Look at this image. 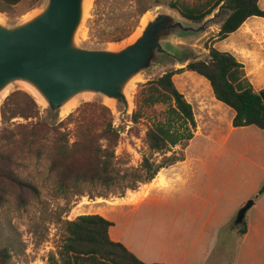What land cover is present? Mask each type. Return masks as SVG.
Masks as SVG:
<instances>
[{"label":"rangeland","instance_id":"obj_1","mask_svg":"<svg viewBox=\"0 0 264 264\" xmlns=\"http://www.w3.org/2000/svg\"><path fill=\"white\" fill-rule=\"evenodd\" d=\"M171 1L177 0H99L97 4L96 0H92L91 8H88L86 20L83 23L85 26L82 25L80 30L84 35L80 33L79 45L90 50L122 48L133 40L144 17L150 18L157 12L166 11L181 18L176 11L168 7V3ZM178 1L194 4L198 0ZM44 2L45 0H41L34 6L31 5V0H24L12 7L0 4V15L4 20V25L12 27L23 22L28 16L38 12ZM142 8H147V11L139 17L138 12ZM259 8L264 10V0L259 3ZM211 16L203 21L210 19ZM131 24L136 25L134 31L122 41L118 43L98 42L99 31L109 32L116 27L125 28ZM220 24L221 17L218 16L208 23L205 32L174 40L170 45L171 52L179 59L186 58V61L180 64L174 59L164 58L148 71L141 73L133 87L131 98L128 100L130 102L129 109L125 113L116 102L109 106L100 95L85 94L75 99L74 108L72 107L66 115L55 114L50 117L44 105L37 101L36 96L25 85L12 83L7 86L0 98V130L10 131L13 135L11 141L14 144L5 140H0V143L5 146L7 153L9 150L17 151L16 161L19 163V166L16 167L17 174L20 178L31 182L37 189V193L34 194L28 191L18 192L8 184L4 185L6 192L2 194L4 198L0 199V249L4 248L8 251L9 264H47L48 256L56 254L63 243L62 222L73 220L84 214L104 215L105 219L112 222L111 228L124 229L125 237L131 242H134L133 229L185 227L181 214L177 218L173 216L174 210L168 214L167 205L163 201L154 205L148 203L136 209H134L135 206H130V208L119 206L118 200L133 192L126 189L131 183L129 178L119 180L117 184L109 187L88 182L75 184L71 180H67L64 182L67 188L62 189L57 177L49 171V162L46 158L29 159L25 151H18L22 141L29 139V131L25 128L38 122L58 126L56 133L53 131L37 133L36 141L45 148L52 150L57 134L63 132L68 141V151H76L81 155V145L86 127L92 128L89 130L91 136L96 139L99 146L104 147L106 141L101 139V135L106 120L110 117L119 136L114 149L118 160L116 169L119 174L139 167L143 157L150 158L156 164L164 163L167 157L175 155H181L184 158L180 150H175L174 153L171 150L165 155L152 154L148 150L145 133L152 121L161 117L164 107L161 105L151 108L143 107L142 118L134 123L131 115L136 109V95L140 91V86L147 81L154 80L167 71L184 68L189 62L205 60L210 48L232 55L242 64L244 75L253 90L256 92L263 90L264 82L260 81L264 79V73L254 71L258 66L264 65V18H250L237 31L229 34L223 40L217 38ZM172 81L192 107L196 125L193 134L201 132L212 140L219 141L218 143L228 136L227 149L234 153L231 154L225 150L218 153V145L201 150L200 143L196 142L188 151L189 157H202L207 163L219 161L235 163L239 175L250 170L249 168L245 169L247 166L244 165L247 162L245 159L239 160V155L264 167L263 131L254 126H248L236 128L228 133L231 127V110L225 105H220L222 103L218 104V101L214 100L215 98L213 99L211 87L204 78L193 72L184 71L175 74ZM100 106L108 109L109 116L100 110ZM73 143H77L75 149L71 147ZM176 147L183 149L186 146ZM219 155L220 158H218ZM262 176L260 170L256 171L254 176L252 174L250 179H247L249 182L247 188L251 184L257 183ZM229 186L219 201L224 220L231 219L232 225L235 226L234 218L250 199L243 201V194L247 189L245 185V189L241 190L242 186H240L239 191L236 192H230V189H234L235 183ZM255 196H258V193H254L251 199ZM226 197L233 199V202L227 201ZM245 215L246 221L251 216V209ZM164 220L166 224L163 223Z\"/></svg>","mask_w":264,"mask_h":264},{"label":"trees","instance_id":"obj_2","mask_svg":"<svg viewBox=\"0 0 264 264\" xmlns=\"http://www.w3.org/2000/svg\"><path fill=\"white\" fill-rule=\"evenodd\" d=\"M22 1L24 0H0V4L12 7ZM258 1L198 0L194 4H188L177 0L169 2L168 7L192 23H201L220 8L221 24L217 38L223 40L237 31L249 18H264V10L259 8ZM39 2L41 0H31V5H37ZM146 11L147 8H142L138 16H142ZM135 27L136 25L131 24L125 28L116 27L109 32L99 31L98 42L118 43L129 37ZM184 71L193 72L204 78L209 83L215 100L234 112L231 122L233 128L254 126L264 132V102L260 97V94H264V89L259 92L253 90L244 75L242 64L232 55L210 48L205 60L189 62L184 68L167 71L140 86V91L136 95V109L131 115L134 123L142 118L143 107L151 108L155 105L164 107L161 117L154 119L145 133V143L152 154L165 155L176 146H186L193 138L196 125L192 107L172 81L175 74ZM100 110L109 116L108 109L100 106ZM57 127L39 122L26 127L29 139L22 141L18 152L25 151L29 159L46 158L49 162V171L57 177L62 189L67 188L64 185L67 180L75 184L88 182L109 187L117 184L119 180L129 178L131 183L126 189L135 191L139 185L154 179L160 169L183 160V156L174 154L173 157H167L166 162L156 164L150 158L143 157L139 167L119 174L116 169L118 160L114 154L119 136L110 117L106 120L101 135L106 145L99 146L89 132L92 128L86 127L81 155L76 151H68V141L63 132L57 134L52 150L36 141L38 132L56 133ZM12 136L10 131L0 130V140L10 141L13 145ZM4 147L0 143V199L4 198L2 194L6 192L5 184L17 189L18 192L28 191L36 194L37 189L33 184L20 178L16 172V167L19 166L16 161L17 151L9 150L7 153ZM71 147L75 149L77 143H73ZM257 193L258 196L264 193V184ZM112 225V222L97 214H84L73 220L63 221V243L56 254L48 256L47 264H145L121 243L110 240L108 230ZM245 227V221L233 226L240 237L245 234ZM9 259L8 251L1 248L0 264H9Z\"/></svg>","mask_w":264,"mask_h":264},{"label":"water","instance_id":"obj_3","mask_svg":"<svg viewBox=\"0 0 264 264\" xmlns=\"http://www.w3.org/2000/svg\"><path fill=\"white\" fill-rule=\"evenodd\" d=\"M83 1L45 0L40 10L23 22L12 27L0 24V98L8 85L21 83L42 98L50 117L85 94L116 102L125 113L130 102L122 91L124 85L161 59L184 63L186 58L179 59L171 52L172 42L205 32L220 13L218 8L210 19L192 23L160 11L148 18L124 47L90 50L75 41L85 20ZM260 97L264 102V94ZM254 199L239 210L236 224L244 221Z\"/></svg>","mask_w":264,"mask_h":264},{"label":"crops","instance_id":"obj_4","mask_svg":"<svg viewBox=\"0 0 264 264\" xmlns=\"http://www.w3.org/2000/svg\"><path fill=\"white\" fill-rule=\"evenodd\" d=\"M261 1H258V6ZM254 72L264 73V65L258 66ZM260 82L263 83L264 79ZM230 114L232 122L234 112L231 110ZM230 126L228 133L236 129ZM214 140L201 132L193 134L185 148L172 149L173 152L182 151L183 160L160 169L150 182L142 184L138 190L118 200L119 206L129 208L135 206L134 209L148 203L154 205L163 201L167 205L168 214L172 210L175 211L173 212L175 218L181 214L185 227L133 229L134 242L125 237L124 229L110 227L108 230L110 240L121 243L145 264H264V194L252 198L254 202L249 208L251 216L246 221L244 218L246 231L241 237L233 228L231 219L224 220L219 201L229 185L235 183L234 189H230V192L239 191L240 186L241 190L245 189L244 185L247 188L249 183L247 179L260 170L263 176L257 183L245 189L243 194L244 202L251 199L264 184V167L239 155V160L245 159L247 162L244 165L247 166L245 169H250L239 175L235 163L221 161L207 163L202 157H189L188 151L196 142L200 143L201 150L218 145V153L225 150L234 154L232 150L227 149L228 136L220 143ZM226 199L233 202L229 197ZM163 223L166 224V221Z\"/></svg>","mask_w":264,"mask_h":264},{"label":"bare ground","instance_id":"obj_5","mask_svg":"<svg viewBox=\"0 0 264 264\" xmlns=\"http://www.w3.org/2000/svg\"><path fill=\"white\" fill-rule=\"evenodd\" d=\"M94 1V0H93ZM92 2V0H84L83 1V5H82V10H83V12H84V17H86V15H87V12H88V8H91L90 7V4H92L91 3ZM28 15V14H27ZM29 17V16H28ZM147 19H148V17H144V19H142V22H141V24H140V28L138 29V31H137V33L135 34V36L133 37V39L140 33V31H141V29H142V27L144 26V24L146 23V21H147ZM86 20V19H85ZM141 20V19H140ZM6 22V21H5ZM2 23H4V20H3V18H2V16L0 15V24H2ZM83 26H85V24L83 25ZM83 34L82 32H80V31H78L77 33H76V36H75V41H77L78 39H79V35H81V34ZM84 35V34H83ZM79 43H80V41H79ZM112 45V44H111ZM116 49V48H115ZM137 80V79H136ZM136 80H130L129 82H128V84H126V85H124V87H123V89H122V91H123V93L125 94V96H126V98L129 100L130 98H131V95H132V91H133V87L135 86V83H136ZM138 81V80H137ZM32 91V90H31ZM33 93L32 94H34L37 98H38V102L40 103V104H42L43 103V100H42V98L40 97V96H38L37 94H35L34 93V91H32ZM88 96V95H87ZM78 99V98H77ZM105 102H106V104L107 105H109V106H112V104H113V102L111 101V100H104ZM75 103H76V101L75 100H70L69 102H67L66 104H64L63 106H62V109H61V112H60V115H66L71 109H72V107L73 106H75ZM78 103V102H77ZM74 108V107H73Z\"/></svg>","mask_w":264,"mask_h":264}]
</instances>
